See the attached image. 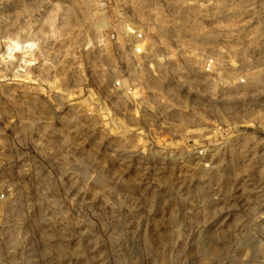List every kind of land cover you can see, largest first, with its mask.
Segmentation results:
<instances>
[{"label": "rangeland", "instance_id": "rangeland-1", "mask_svg": "<svg viewBox=\"0 0 264 264\" xmlns=\"http://www.w3.org/2000/svg\"><path fill=\"white\" fill-rule=\"evenodd\" d=\"M104 1L0 0V264H264V0ZM124 20L139 106L104 52Z\"/></svg>", "mask_w": 264, "mask_h": 264}, {"label": "built area", "instance_id": "built-area-1", "mask_svg": "<svg viewBox=\"0 0 264 264\" xmlns=\"http://www.w3.org/2000/svg\"><path fill=\"white\" fill-rule=\"evenodd\" d=\"M99 1L97 8L103 12L106 9V1ZM136 6L138 5L136 4ZM180 8L182 9V7ZM143 25L138 21L124 20L122 28L108 32L104 38L105 56L109 60V66L113 69L114 82L112 88L115 92V100L117 102L128 101L135 106H139L140 102L145 103L142 97L145 94L144 87L149 88L155 79L153 60L148 54L149 40ZM86 38L84 41L89 42ZM89 50L88 44L84 51L88 53ZM214 66V58H208L202 66L203 73H213ZM147 82L150 83L147 84Z\"/></svg>", "mask_w": 264, "mask_h": 264}, {"label": "bare ground", "instance_id": "bare-ground-1", "mask_svg": "<svg viewBox=\"0 0 264 264\" xmlns=\"http://www.w3.org/2000/svg\"><path fill=\"white\" fill-rule=\"evenodd\" d=\"M35 41V40H34ZM26 43L28 44V42L26 41ZM37 43V42H36ZM25 45V48H28V46H29V44L28 45ZM12 44L11 43H9L8 44V48H7V51H8V53H10V54H12V52H13V50H17V48L16 49H14V48H12ZM33 47V46H32ZM30 48H31V44H30ZM21 49V48H20ZM19 51V50H18ZM39 51V50H38ZM22 55V54H21ZM159 90H160V88H159ZM56 94V93H55ZM54 99H55V101L58 103V104H62V98H61V96H59L58 94H56L55 96H54ZM39 104L42 106L43 104H44V102L43 101H40L39 102ZM68 118H78V116H76V114H75V112H74V110L73 109H69L68 110ZM201 162V161H200ZM261 218L262 217H259L258 218V220H261Z\"/></svg>", "mask_w": 264, "mask_h": 264}]
</instances>
